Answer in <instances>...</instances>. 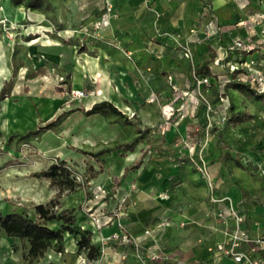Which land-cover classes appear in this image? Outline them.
<instances>
[{
    "label": "rangeland",
    "instance_id": "obj_1",
    "mask_svg": "<svg viewBox=\"0 0 264 264\" xmlns=\"http://www.w3.org/2000/svg\"><path fill=\"white\" fill-rule=\"evenodd\" d=\"M3 1L0 0V80L4 83L13 74L15 76L10 96L0 100V212H24L34 218V205L48 202L55 196L56 190L50 187L48 180L32 177V172L46 168L60 158L67 162L79 181H85L91 174L89 166L98 170L100 164L84 152H97L130 142L138 135L137 129L147 125L138 116V109H120L131 121L130 124L124 123L123 117L113 115H84L82 109L86 110L88 102L84 104L83 99L67 95L75 89L70 88L66 80L71 78L72 63L79 67L80 61L85 64V60L79 57L78 48L83 44L89 48L88 44L95 38L76 35V32L59 37L61 35L54 22V7L48 8L47 0L36 9L22 5L20 18L18 11H14L19 5L7 0L4 7ZM229 1L246 5L239 7L240 11L234 8L235 12L227 17L228 21L223 25H219L211 15L212 0H203L207 20L200 17L193 22L191 28L195 27L196 31L192 34L189 28V36H186H196V40L180 37V45H176L165 39L171 43L170 49L176 58L188 62L184 82L180 81L183 85L179 83V86L172 87L168 83L174 97H178L176 100L173 97L164 101L159 92L136 86L135 91L142 101L136 104L143 107L146 103H158L161 119L151 126L152 131L145 134L146 142H142L141 147L136 145L138 155L135 158L139 159L144 150H149L147 142L154 147L165 144V149L151 148L145 159L185 164L180 174L183 177L187 172V175L185 179L179 177L182 180L174 184L173 192L188 196V176L195 184L206 188L207 196L202 195L196 201L207 206L208 215L211 213L218 217L221 213L229 222L232 206L246 215V220H250L255 230L264 232V102L233 90L226 94L224 87L230 74L239 68L241 71L236 75L237 80L264 92V0ZM32 12L39 15H30ZM46 23L50 29L45 27ZM209 23L213 28L208 30ZM85 25L92 28L89 22ZM223 27L237 34L228 45L223 44ZM36 36L40 38L33 39ZM237 40L243 42V47L230 53V47ZM185 43L192 52L191 59L182 57ZM47 44L53 46L50 53L59 56V63L52 64L45 59L44 46ZM37 59L42 61L41 66L34 64ZM210 59L209 67L214 75L207 76V82L196 83L194 68ZM168 72L173 71L170 69L162 74L166 80ZM74 76L79 83L77 72ZM18 78L20 81L16 88ZM165 105L172 107L168 118L163 113ZM230 108L233 112L248 110L253 118L236 126L227 124ZM132 112L133 116L130 115ZM48 122H54L50 130L39 129ZM218 131L223 135L222 146L232 156L238 157L242 165H237L235 159L224 163L229 170L230 178L227 180L232 192L229 196L213 197L220 189L214 186V180H209L208 165L210 161L217 160ZM30 132L34 134L21 138ZM108 157H104L102 174L85 182L79 192L61 196L60 202L71 200L70 205L76 208L81 204L83 210L91 206L104 207L105 203L109 206L114 199L113 193L120 189V182L114 185L120 177L108 179ZM116 187L117 190L114 189ZM86 192H90V198H86ZM163 195L168 196L169 192ZM252 196L257 200H249ZM252 205L262 207L260 216L248 214L247 209ZM105 208L108 210V207ZM111 208L116 210L117 206ZM12 246L18 251L25 249V244L18 240L13 241Z\"/></svg>",
    "mask_w": 264,
    "mask_h": 264
},
{
    "label": "crops",
    "instance_id": "obj_2",
    "mask_svg": "<svg viewBox=\"0 0 264 264\" xmlns=\"http://www.w3.org/2000/svg\"><path fill=\"white\" fill-rule=\"evenodd\" d=\"M5 1L7 0L2 2L4 7ZM47 1L54 7V22L58 26V33L61 35L59 37H64L66 33L76 32V35L95 38L88 44V47L91 48H88V52H80L79 57L85 60V64L80 61L79 67L72 63L71 68L70 88L99 91L97 95L81 100L84 104L88 102L86 110L94 103L101 101L111 102L119 110L122 107L130 111L138 109L140 112L138 116L147 125L141 129L152 131L151 126L154 123H159L161 119L158 103H146L143 107L138 106L136 102L142 101L135 91L136 86L155 90L162 95L164 101H170L174 97L169 86L172 84L168 85L166 76L162 74L171 69L173 72L168 73L173 76L174 85L179 86L180 81L184 82L185 67L188 63L186 60H179V57L176 58L170 49L171 43L156 37V32H166L170 35L177 33L183 39L196 40V36L191 38L186 36H189L188 30L193 22L200 17L207 20L203 0ZM243 5L245 7L246 4H236L229 0H212L210 12L216 22L223 25V22L228 21L227 17L235 12L234 8L240 11L239 7ZM20 7L23 6L19 5L14 8L15 12L18 11L19 18L22 13H20ZM30 15L39 14L32 12ZM102 19L106 20V24L95 30L94 24ZM87 22L92 24V28L85 25ZM50 24L52 25V22ZM45 27L49 28V25L46 23ZM236 37L237 34L229 32L227 28L223 27L224 45H228ZM38 38L40 36L33 39ZM44 47L45 59L52 64L59 63V56L50 53L53 46L47 44ZM74 57L76 56L74 55ZM37 60H34V64L37 67L41 66L42 61ZM74 72L78 74L79 83L75 81ZM92 78L95 80L91 81ZM19 79L16 81V88ZM2 85L3 81L0 80V88ZM13 94H15V90ZM142 142H146V140L144 139ZM142 142L138 143L140 147ZM147 145L149 150L159 147L165 149L166 147L165 144L154 147L148 142ZM135 148L132 151L115 152L108 155L107 172L110 174H107L108 179L112 176L120 177L118 198L107 206L109 211H114L110 212L113 216L112 221L98 229L89 217L88 210L92 206L77 211L76 224L83 229L92 231V243L99 246V253L103 251L102 256L98 255L94 260L98 262L97 264H146L138 257L139 249L113 238L114 235L121 233H127L140 245L155 243L164 250L170 259L179 258L183 264H202L203 261L210 259L206 247L223 238L224 223L211 213L208 215L207 206L196 201L198 198H202V195L207 196L206 188L195 184L187 176L186 179L190 184L188 196L176 194L173 192L174 184L185 179L187 175V172H184L183 177L180 174L184 171L185 164L170 163L160 159L150 161L148 158L146 160L149 150H144L145 155L139 158L141 159L140 166L129 169L122 177L125 168L133 166L139 160L135 158L138 155ZM218 156L219 153L217 160L210 161L208 165L209 180H214V186L220 189L213 194V197L229 196L232 192L227 180L230 178L229 170ZM188 167L191 168L190 164ZM166 191L169 192L168 196L163 195ZM121 198L125 199V206L122 209V215H117V211L120 209L116 206ZM249 200L256 201L257 199L252 196ZM70 204L71 200L64 201L59 210L75 208ZM111 207L116 210H112ZM95 208L100 211L103 206ZM261 209L260 206L252 205L247 210L249 215L260 216ZM227 224L231 225L232 220L227 221ZM55 225L52 224V226ZM243 226L254 237L264 234L263 230L261 232L255 230L256 228L249 219ZM15 240L20 241L7 236L0 237V264H29L22 259L26 247L24 251H18L16 247L12 246ZM22 243L27 245L26 242ZM83 256L85 253L78 252L74 237L69 233H64V250L62 252L49 249L42 258L32 264H78Z\"/></svg>",
    "mask_w": 264,
    "mask_h": 264
},
{
    "label": "trees",
    "instance_id": "obj_3",
    "mask_svg": "<svg viewBox=\"0 0 264 264\" xmlns=\"http://www.w3.org/2000/svg\"><path fill=\"white\" fill-rule=\"evenodd\" d=\"M14 5H23L26 8L36 9L40 7L44 0H10ZM48 8H52L51 4H46ZM79 52H88V48L85 44L78 48ZM210 60H205L198 64L194 68L195 76L205 75L213 76L214 74L209 67ZM241 70L238 68L230 74V78L224 84L225 93L230 90L236 91L241 94H245L248 98L255 99L257 101L264 102V92H259L250 87L248 83H244L236 79V75ZM14 74L12 77L5 81L0 89V100L10 96V91L14 85ZM70 85V79L66 80ZM84 115H102V116H117L123 117L124 123L130 124L131 121L111 102L101 101L94 103L89 109L83 110ZM230 115L227 118V124L236 126L247 122L253 118V115L248 110L233 112L230 108ZM54 122L45 123L40 127L41 130H50ZM148 129H137L138 135L130 142L119 143L111 148L99 150L97 152H84L88 154L92 159L99 162L100 166L96 170L93 166H89L91 174L85 178V181H79L74 174L73 170L68 166L67 162L63 159L57 158L50 163L46 168L32 172L31 176L38 179H46L49 182L51 188L56 190V194L46 203H38L34 205V218L30 217L24 212H0V237L7 236L13 239L17 238L22 242H26V250L22 255V259L32 264L38 261L49 250L53 249L57 252L64 250V233L71 234L76 240L78 252H84L85 256L89 260H94L98 257L100 248L92 243V231L83 229L76 224L77 211L81 209V206L77 208H64L61 209L60 198L64 194L76 193L83 189L84 183L95 178L99 173L103 172L105 165L104 157L115 152L132 151L136 145L145 139V134ZM21 136V138H26ZM13 137V136H12ZM223 135L221 131H218L216 139V145L219 148V160L226 163L228 159H235L237 165H242L241 160L238 157L232 156L222 146ZM145 151L142 152V157L145 155ZM141 159H139L133 166L126 167L122 177L127 173L129 169L138 168L140 166ZM245 192L242 191V195ZM90 192H86V198H90ZM52 224H56L52 226Z\"/></svg>",
    "mask_w": 264,
    "mask_h": 264
},
{
    "label": "built area",
    "instance_id": "obj_4",
    "mask_svg": "<svg viewBox=\"0 0 264 264\" xmlns=\"http://www.w3.org/2000/svg\"><path fill=\"white\" fill-rule=\"evenodd\" d=\"M106 24V20L102 19L94 24V29L98 30L101 26ZM212 23L208 24L206 29H212ZM195 27L190 29V33H195ZM156 37H161V39H166L175 43L176 45H180L179 34L170 35L166 32H156ZM186 45V46H185ZM243 47V42L241 40H237L234 46L230 47V53L233 50H238ZM182 57L191 59L192 52L187 47V43L184 44L181 50ZM160 56V54H158ZM167 81L169 84L173 86L174 79L171 74L167 76ZM196 83L207 82V76H195ZM99 91H90V90H71L67 95H69L73 99H84L88 96H92L94 94H98ZM178 97H174L173 100H176ZM223 99V98H222ZM172 107L169 105L163 106V113L168 118L171 115ZM131 116L134 113H130ZM120 182V178L117 179V182L114 185H117ZM117 190V187L114 188ZM105 197V195H103ZM113 200L118 198V192L113 193ZM217 201V200H216ZM219 201V200H218ZM125 202L124 198H121L118 202L117 215H122L123 203ZM105 203V202H104ZM105 207L103 209H94L91 207L89 212L90 219L94 222L98 229L104 227L112 221L113 216ZM107 211V212H106ZM231 214L232 224H227V221L224 220L222 214H219V218L222 219L224 223L223 228V238L221 240L215 241L211 244H208L206 247L207 253L210 255V259L205 260L202 264H264V235L252 236L247 228L243 225L246 223V215L243 212H238L234 208H230L229 210ZM110 213V214H109ZM113 238L121 240V242L133 245L137 249H139L138 257L146 262V264H183V261L179 258L170 259L167 254L164 252L162 248H160L157 244L151 243L147 245L138 244L130 235L127 233H121L118 235H114ZM103 251L99 253V256H102ZM96 260H89L86 256H83L78 264H97Z\"/></svg>",
    "mask_w": 264,
    "mask_h": 264
}]
</instances>
